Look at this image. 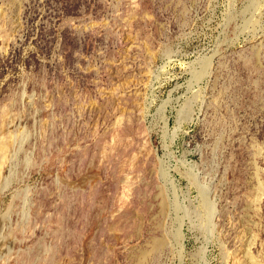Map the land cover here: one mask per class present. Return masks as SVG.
<instances>
[{"label":"rangeland","instance_id":"obj_1","mask_svg":"<svg viewBox=\"0 0 264 264\" xmlns=\"http://www.w3.org/2000/svg\"><path fill=\"white\" fill-rule=\"evenodd\" d=\"M0 264H264V0H0Z\"/></svg>","mask_w":264,"mask_h":264},{"label":"bare ground","instance_id":"obj_2","mask_svg":"<svg viewBox=\"0 0 264 264\" xmlns=\"http://www.w3.org/2000/svg\"><path fill=\"white\" fill-rule=\"evenodd\" d=\"M161 241V240H160ZM162 242V241H161Z\"/></svg>","mask_w":264,"mask_h":264}]
</instances>
